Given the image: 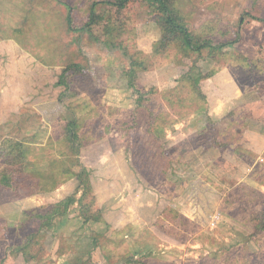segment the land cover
I'll list each match as a JSON object with an SVG mask.
<instances>
[{
  "label": "rangeland",
  "instance_id": "rangeland-1",
  "mask_svg": "<svg viewBox=\"0 0 264 264\" xmlns=\"http://www.w3.org/2000/svg\"><path fill=\"white\" fill-rule=\"evenodd\" d=\"M115 2L0 0V145L38 176L15 179L56 186L10 191L0 159V264H72L88 237L87 264H264V0H168L234 44L201 53L149 1Z\"/></svg>",
  "mask_w": 264,
  "mask_h": 264
},
{
  "label": "trees",
  "instance_id": "trees-1",
  "mask_svg": "<svg viewBox=\"0 0 264 264\" xmlns=\"http://www.w3.org/2000/svg\"><path fill=\"white\" fill-rule=\"evenodd\" d=\"M131 1L132 0H116L114 5L118 6L119 8H123V7H126L127 4ZM147 1H149V4L152 8H154L157 11H160L161 14H163L167 18L168 24L173 29H176V30L179 29V30L183 31V33H182L183 34L182 45H183L184 49H186L188 52H190V53L191 52L192 53H201L204 49L223 51L225 48H227L229 46H232V45L234 46L233 43L214 45L211 43L212 42L211 40H207V39L201 38L198 35L193 34L184 24L179 25L177 22L176 15H174L172 13V10H170V8L167 4L168 0H147ZM95 16H96L95 12H94V10H92L91 11V18H95ZM67 22H68L69 29L72 31H75V32L76 31H84V29H85V28H81V29L75 28L73 26L71 15H68ZM241 23H243V20L241 21ZM162 47L164 48L163 45H162ZM157 49L160 50V48H158V47H157ZM157 53L158 52H156V54ZM131 64L132 65H131L129 86L131 89H133L134 93L142 95L143 89H141L139 87V84L136 83V81H135V74L137 73L136 67H138V66L140 67V65H138L134 61H132ZM73 68H75V67H73ZM72 69H70V70H72ZM76 71H78V70H76ZM67 80H68V78H66V74H64V76L62 77V83L61 84L67 86V88H68V87H71V83L68 82ZM198 83H199L198 81H194V87L195 88H196ZM77 138H79V135ZM8 143L9 142L5 141V143L0 145V159H1L2 163H4V166H6V167H12L11 171H8L2 175L1 182L4 183L5 188L10 190V191H15V192L34 189V192H32L31 195L39 194V193H41L40 191H43V190H47L48 192L52 191L56 187L55 184L50 189H47L46 186L43 184L44 182L36 183L35 185H31L28 182H26V180L21 181V180L15 179L16 174L28 175V174H31L33 172L28 171L26 167H20L19 169L14 168L15 166H17V164L15 163V154H14V151L12 150V147L8 146ZM78 146L80 148L83 147L82 143H78ZM31 175L35 179H36V177H38L36 175L34 176L33 174H31ZM46 176L47 175L43 174L40 176L43 178H40V179L46 180L48 178ZM87 177H88V174L86 173V170L82 167L81 173L79 174L78 178H79V181H81V183H82L81 186L84 189L89 190V189H91V184L87 180L84 181V178H87ZM51 179L53 181H56V176H54V178L51 177ZM45 180H43V181H45ZM93 200H95V199L93 198ZM76 202L77 201H76L75 197H69L68 199H65V200L59 202L58 206L56 208H54V210L51 214H47L45 217H43V218L47 219V221L44 222L45 223L44 225L49 226L51 224L52 219L58 218V217H60V218L64 217L68 213L71 206H73ZM80 209H81V217L83 218L84 223H88V222L93 220V219L91 220L90 216L88 215V210L90 209L89 205H87V206L81 205ZM100 217L102 218L101 215L99 216V219H100ZM97 218L98 217H96L95 219H97ZM259 227H260V225L258 226V228ZM261 230H264V225L261 226Z\"/></svg>",
  "mask_w": 264,
  "mask_h": 264
},
{
  "label": "crops",
  "instance_id": "crops-1",
  "mask_svg": "<svg viewBox=\"0 0 264 264\" xmlns=\"http://www.w3.org/2000/svg\"><path fill=\"white\" fill-rule=\"evenodd\" d=\"M78 203V202H77ZM77 203H75V204H77ZM74 204V205H75ZM73 205V206H74ZM72 207V206H71ZM70 210V209H69ZM69 213V212H68ZM68 213L64 216V218L66 219V220H68L70 217H69V215H68ZM80 214V213H79ZM78 218V217H77ZM79 218H81L82 220H83V218L81 217V215H80V217ZM84 221V220H83ZM88 223H90V222H88ZM87 224V223H86ZM87 241L89 242V244L88 245H86V248L85 249H81V247H80V249H79V254L78 255H81V261L79 260V261H77V260H75L74 258H73V261H74V263H72V264H83L84 262L87 264V263H89L90 261H91V259H90V257H89V260H87L86 259V256H85V254L87 253V254H89L88 252H91V251H93L94 249H95V246L93 245V242L91 241V238H89L88 237V239H87ZM134 254V256H136V253H133ZM85 256V257H84ZM89 256V255H88ZM87 256V257H88ZM83 259H85V260H87V261H84ZM135 259H136V257H135ZM83 260V261H82ZM106 264H109V263H107L106 262ZM116 264H127V261H125V260H123L122 262H119V263H116Z\"/></svg>",
  "mask_w": 264,
  "mask_h": 264
}]
</instances>
